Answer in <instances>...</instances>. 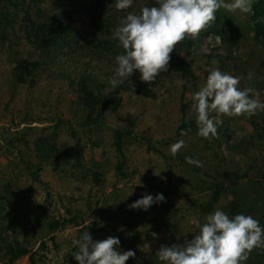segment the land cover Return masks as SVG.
Returning <instances> with one entry per match:
<instances>
[{"label": "rangeland", "instance_id": "374dc122", "mask_svg": "<svg viewBox=\"0 0 264 264\" xmlns=\"http://www.w3.org/2000/svg\"><path fill=\"white\" fill-rule=\"evenodd\" d=\"M37 1L44 13L36 16V7L32 5V19L42 22L44 18L60 15V21H68L80 35L91 34L90 17L86 11L77 8L76 0ZM194 2L196 5L190 10L193 15L201 9H196L197 5H202L242 24L248 20L243 13L244 0H193L190 3ZM143 3V0H123L120 8L132 7L136 11ZM4 6L13 11L12 6L0 1V11ZM20 16L23 13L13 16L10 22L4 21L6 27L0 17V191L4 195L13 191L12 197L5 198L10 200L12 208H19L20 213L26 212L29 204L40 213L33 215L16 236L20 247L28 251L35 250L40 241L45 242L46 248L35 256L34 264H69V260L79 263L75 255L81 258L79 264H102L108 257L115 259L110 264H119V261L122 264H225L226 259L227 264H264V217L259 220L261 234L257 246L251 255L245 256L238 231L227 235L199 234V211L187 201L188 198L205 201L218 193L220 202L215 204V212L222 214L219 205L242 191L246 206H254L258 215L264 211V68L260 66V60L264 58L260 44L264 40L258 45L239 30L236 45L229 49L230 59L223 61L220 79L225 81L228 75L238 72L236 79H242V86L248 91V98L240 100L247 107H240V101L231 102L232 111L220 110L223 108L217 100L204 101L201 94L206 91L205 96L219 100L226 96L232 100L237 93L233 88L232 93L224 90L219 79L213 78L212 67L205 64L211 54L224 55V46L218 36L210 33L198 44L202 56L196 59L193 69L200 77L201 90L197 92L191 83H187L183 99H200L186 108V115L211 113L208 120L218 124L222 119H229L225 139L238 147L222 151L215 142L216 123L203 124L197 134L177 137L184 86L177 74L158 76L154 86L156 98L123 92L120 109L116 114L106 116L105 124L91 131L76 127L80 119L73 115L74 96L67 93L69 79L78 78L79 71V65L69 59L71 47L51 40L45 49L29 43L25 35L26 24ZM142 21L140 17L133 23L138 25ZM261 23L264 27V18ZM152 24L151 20L145 25L147 33ZM77 40L81 42L80 38ZM83 51V55L88 52L87 48ZM135 53L144 62L146 73L157 68L154 50L144 51V46H137ZM186 54L184 52L183 56L187 57ZM102 56L110 59L93 61L91 69L94 68L96 74L108 72L122 77L130 74L126 63L130 57L116 58L109 52ZM20 57L38 61L34 86L17 83L13 78L11 70ZM80 62L83 65V61ZM213 63L215 67L221 65L217 60ZM247 108L261 123L263 131L260 134L248 120ZM59 119L74 123L78 139L71 134L69 125ZM127 126L132 127L135 139L124 146V171L128 176L122 177L116 170V163L121 158L113 144V133L116 128ZM40 134L53 137L56 144L63 147L61 161L66 162L61 169L40 163L34 145ZM13 137H20L16 147L10 146ZM93 142L99 144L93 146ZM76 146L82 151L84 168L71 154ZM187 152H193L195 156L186 155ZM215 152L219 153L217 157ZM178 155L185 157V163H199L200 170L193 171L185 163L180 166L176 159ZM38 164L42 169L35 180L33 174ZM94 167L102 173L100 185L95 184L90 173ZM218 173H224L225 177H219ZM213 179L216 188L210 189ZM231 181L238 187L234 188ZM43 208L47 217L41 214ZM158 212L164 213V217L157 215ZM72 217H76L77 223L67 222L52 232L48 229L52 219L62 221ZM88 225L89 230L85 229ZM80 229H83L81 239L78 238ZM84 247L92 253L84 254ZM101 248H104L103 253ZM153 253L155 260L151 259ZM28 255L26 252L12 264H32ZM6 262V257L1 256L0 264Z\"/></svg>", "mask_w": 264, "mask_h": 264}, {"label": "trees", "instance_id": "16d2710c", "mask_svg": "<svg viewBox=\"0 0 264 264\" xmlns=\"http://www.w3.org/2000/svg\"><path fill=\"white\" fill-rule=\"evenodd\" d=\"M4 2V5H10L13 7V11L10 12L7 6H4L0 11L1 23L7 25L5 22H10L14 17H18V13H23L21 21L25 25V35L29 39V43L39 48H46V45L50 40L54 43H64L71 47L69 59L75 61L78 64V78L69 79L67 93L73 94L72 107L75 106L74 117L80 119V122L76 127L91 131L93 128L98 127L100 124L106 123V116L116 114L120 109L123 97V92H130L144 98H156V89L154 86L157 84V80L160 77H169L177 74L178 77L184 82L183 92L180 101V112L182 114L179 125L176 129L177 137L192 133L197 134L202 130V125L214 124L216 122L209 121L208 117L212 114L208 113L203 115L202 113L195 114L194 116L186 115V108L192 106L194 103H198L197 99H190L185 101L184 91L188 88L187 83H191L192 88L199 92V80L200 77L193 69L197 64V58L202 55L199 52L198 44L203 37L210 33L219 37L221 44L224 46L225 54H211L206 58V65L212 67L213 78L219 79V82L224 85V90L234 94L232 100L224 98L219 100L218 98H212L205 96L206 91L201 92L202 100L204 101H218V104L224 110L230 109V103L238 102L241 99L248 98V91L246 87L242 86V79L237 80L238 72L234 75H228L225 81L220 79L223 73L224 62L230 59V48L237 43L236 34L240 30L247 36L252 37L258 45L261 40H264V27L261 23V18H264V0H244L245 8L244 15L248 20L245 23H239L238 21L231 19V16L224 18L218 15L216 12L204 8L202 5H197L196 9H200L196 15L191 14L190 10L194 7V3H190L193 0H143V4L138 6V10L133 11L132 7L127 9H121L123 0H89L88 4L83 3L82 0L77 1V8H81L86 11L90 17V35L87 33L80 35L78 29L70 25L67 22H61V16L55 15L50 19L44 18L43 21H36L31 18L32 5L36 7V16L43 15L42 8L37 4V0H0ZM142 1V0H141ZM31 2V3H30ZM76 9V8H75ZM171 9V10H170ZM189 9V11H188ZM194 11V10H193ZM44 13V12H43ZM195 14V13H194ZM14 16V17H13ZM142 18L143 21L138 25H134L137 19ZM153 21L150 31L147 33L145 25H149L150 21ZM61 29V32H57ZM48 34H52L47 36ZM3 37V35H1ZM77 38L81 39L78 42ZM144 46L147 50H154L157 54L158 62H156V68L153 67L148 73L144 68V62L135 53V47ZM264 51V41L260 44ZM83 48H87L88 52L83 55ZM81 51V52H80ZM113 53L118 58L130 59L126 60L128 63V71L130 74L126 76H118L111 73L96 74L95 69L92 68L94 60L98 62H106L109 60L108 56H102L105 53ZM184 52H187V57H184ZM87 58L86 61L83 59ZM217 60L221 62L220 67H215L213 61ZM80 61H83L81 65ZM102 64V63H101ZM38 61H30L28 58L20 57L15 60V65L11 70L13 78L17 83L34 86L35 69L37 68ZM260 66L264 68V58L260 60ZM83 69V70H82ZM154 70L158 72L154 73ZM237 70V69H236ZM222 71V73L220 72ZM226 71V70H224ZM219 73V74H218ZM235 73V72H234ZM163 74V75H162ZM103 76V77H102ZM159 76V77H158ZM211 76V75H210ZM233 88V89H232ZM107 89V90H106ZM225 91V92H226ZM196 100V101H195ZM241 102V101H240ZM238 105V103H236ZM240 107H247L246 103L241 102ZM232 111V109H230ZM221 112V111H220ZM246 115L250 123L258 131V134L263 131V127L253 117L251 109H246ZM26 122V121H25ZM59 122L68 124L71 129V134L77 137L76 128L74 123L70 120L59 119ZM264 122V120H263ZM229 119H222L219 124H215V142L222 151L231 149L235 150L238 146L230 145L225 139L227 132L229 131ZM132 127H121L114 130V147L120 156V160L116 163V170L122 177L128 176L124 171L125 167V155L124 146L131 140L135 139L133 135ZM18 135V134H17ZM30 135V133H27ZM21 137V136H20ZM20 137H13L10 140V146L16 147L20 142ZM23 137V136H22ZM220 139V140H219ZM255 137H253V140ZM80 144V141L77 140ZM98 142H93L92 145H98ZM35 151L42 163H47L55 170L61 169V165L66 161H61L62 146H58L53 140V137L46 134H40L35 141ZM75 158L77 164L81 167L82 151L76 146L75 150L71 153ZM186 155L194 157L193 152H187ZM219 153L215 152L217 157ZM176 158V157H174ZM184 156H177V160L181 166L184 162ZM38 164L35 168V174L33 178L37 180V174L41 171L42 165ZM186 166L193 170L198 171L201 168L199 163H189L186 161ZM84 168V167H82ZM89 171L92 174L95 184L100 185L102 182V173L95 169ZM219 174V173H218ZM219 177L224 176V173H220ZM214 183L210 185V189L216 188L215 179ZM232 186L237 188L235 182L231 181ZM152 185L150 184V187ZM1 192V191H0ZM233 199H229L219 205V208L223 210L222 214H218L215 211V207L220 199L218 193H213L210 199L205 201H195L188 198L189 204L193 206L196 211H199L198 217L200 219L199 234L206 233V236L216 234H228L234 231H238L242 236L244 243L243 254L245 256L251 255L253 249L257 246L258 238L261 234L259 220L264 217V211L261 210V214L258 215V210H255L254 206H246L242 196L244 193L240 191L236 193ZM14 195L13 191L8 192L6 195L0 193V257H6L7 262L5 264H12L18 258H20L26 252L29 253L28 259L34 264L35 256L38 255L41 250L46 248L44 241H40L38 247L33 251H28L20 247V243L17 241V234L21 229L27 226L32 216H37V209L28 205L26 212L20 213L19 208H12L10 200L7 198ZM18 207V206H17ZM36 207L42 208L39 204ZM41 214L46 216L44 208ZM157 215L164 217V213H157ZM47 217V216H46ZM67 222L77 223L76 217H72L67 220L52 219L48 224V229L52 232L57 230L60 226H64ZM96 222L92 223L94 225ZM87 230L91 229L88 225ZM83 229H80L78 238H82ZM114 239L116 237H113ZM104 248H101L102 250ZM114 249V247H113ZM84 254L90 255L92 253L88 247H84ZM89 251V252H88ZM104 251L102 250L101 253ZM104 255V254H103ZM100 256V255H99ZM103 258H105L103 256ZM75 259L80 263L81 258L79 255H75ZM151 259H156V254L151 255ZM114 258L108 257L103 260L102 264H110L114 262ZM227 260V259H226ZM225 264H227V261ZM75 261L69 260V264H79ZM119 264H122L119 261ZM129 264V263H125ZM256 264H258L256 262Z\"/></svg>", "mask_w": 264, "mask_h": 264}]
</instances>
